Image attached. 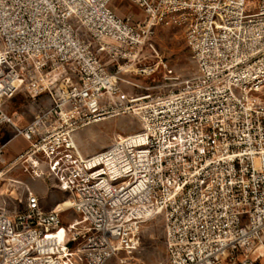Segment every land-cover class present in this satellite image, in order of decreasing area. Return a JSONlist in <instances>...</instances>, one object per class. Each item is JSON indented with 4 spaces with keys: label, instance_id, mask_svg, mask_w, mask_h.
<instances>
[{
    "label": "built area",
    "instance_id": "obj_1",
    "mask_svg": "<svg viewBox=\"0 0 264 264\" xmlns=\"http://www.w3.org/2000/svg\"><path fill=\"white\" fill-rule=\"evenodd\" d=\"M112 1L0 0V127L29 143L9 164L1 144L0 167H44L67 195L46 209L29 190L23 210L0 209V264L127 259L161 213L166 264H263L264 0H128L144 22ZM159 26L183 32L192 75L170 70ZM18 93L37 105L24 126L5 108ZM126 114L138 131L82 154L77 131Z\"/></svg>",
    "mask_w": 264,
    "mask_h": 264
},
{
    "label": "rangeland",
    "instance_id": "obj_2",
    "mask_svg": "<svg viewBox=\"0 0 264 264\" xmlns=\"http://www.w3.org/2000/svg\"><path fill=\"white\" fill-rule=\"evenodd\" d=\"M115 12L124 17L130 15L133 19L145 21L146 15L135 4L128 0H113ZM87 42L93 41L90 36H84ZM151 41L157 49L169 60V68L173 73H179L185 77L193 74L195 65L190 56V51L186 46L183 32L173 26H159L154 30ZM96 46L94 45L93 49ZM147 54L150 52L144 50ZM102 60L107 62V56L102 53L99 55ZM156 58L148 57L143 62L153 63ZM107 67L111 69L109 63ZM164 71L160 65L157 72L148 79H157ZM125 77L128 74L124 75ZM145 80L146 77H140ZM123 88L132 94V87L122 84ZM46 102V100H45ZM37 105L32 104L31 98L25 93H18L12 99L6 101L5 108L12 114L25 113L24 118H32V109ZM23 118V119H24ZM21 120L19 124L21 125ZM10 136H15L16 131L10 127ZM140 123L138 118L131 114L107 117L101 121L90 124L75 134V139L79 149L85 156L98 152L113 143L119 137H123L131 132L138 131ZM14 167L0 178V209L8 212L23 210L26 206L28 191H32L40 197L44 208L50 209L56 203L62 202L66 198V193L62 192L57 183L46 178L44 167ZM9 167H1L5 169ZM77 215L68 210L64 213V226H67ZM164 214L147 219L143 222L140 229V240L137 252L133 257L126 259V254L119 255L110 259L108 264H166V245L164 236ZM126 259V262L124 260ZM264 264V257L262 258ZM65 264H84L82 257L75 250H72Z\"/></svg>",
    "mask_w": 264,
    "mask_h": 264
},
{
    "label": "crops",
    "instance_id": "obj_3",
    "mask_svg": "<svg viewBox=\"0 0 264 264\" xmlns=\"http://www.w3.org/2000/svg\"><path fill=\"white\" fill-rule=\"evenodd\" d=\"M113 6V5H112ZM46 100V99H45ZM44 100V101H45ZM45 103H48V100H46ZM36 109V108H35ZM32 118L35 113L34 108L32 109ZM25 113H21V125L24 126L28 121L24 118ZM24 118V119H23ZM20 119V120H21ZM10 126L4 125L0 127V145L1 144H6V149L4 153V158L6 164H9L13 161V159L22 151H24L28 147V141L21 135H15V136H10ZM14 167H23L22 164L15 165L13 167H9L7 172ZM1 168V167H0Z\"/></svg>",
    "mask_w": 264,
    "mask_h": 264
},
{
    "label": "bare ground",
    "instance_id": "obj_4",
    "mask_svg": "<svg viewBox=\"0 0 264 264\" xmlns=\"http://www.w3.org/2000/svg\"><path fill=\"white\" fill-rule=\"evenodd\" d=\"M119 138H123V137H119ZM65 201V200H64ZM63 202V201H62ZM62 202L60 203V205L62 206V205H64V206H66L67 204H62Z\"/></svg>",
    "mask_w": 264,
    "mask_h": 264
}]
</instances>
